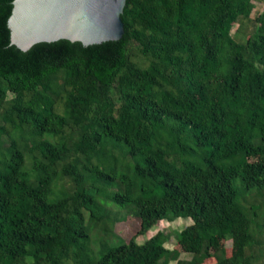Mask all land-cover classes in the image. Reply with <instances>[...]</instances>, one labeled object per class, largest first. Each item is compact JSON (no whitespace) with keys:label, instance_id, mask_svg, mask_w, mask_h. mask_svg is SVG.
Here are the masks:
<instances>
[{"label":"trees","instance_id":"obj_1","mask_svg":"<svg viewBox=\"0 0 264 264\" xmlns=\"http://www.w3.org/2000/svg\"><path fill=\"white\" fill-rule=\"evenodd\" d=\"M12 1L0 0V264L176 260L162 230L114 234L122 210L142 231L191 211V231L175 232L184 250L254 264L264 199L241 200L264 196V7L250 19L263 0H126L120 38L27 50L10 43Z\"/></svg>","mask_w":264,"mask_h":264},{"label":"water","instance_id":"obj_2","mask_svg":"<svg viewBox=\"0 0 264 264\" xmlns=\"http://www.w3.org/2000/svg\"><path fill=\"white\" fill-rule=\"evenodd\" d=\"M126 0H13L10 43L22 50L41 41L69 39L83 45L116 40L124 32Z\"/></svg>","mask_w":264,"mask_h":264},{"label":"rangeland","instance_id":"obj_3","mask_svg":"<svg viewBox=\"0 0 264 264\" xmlns=\"http://www.w3.org/2000/svg\"><path fill=\"white\" fill-rule=\"evenodd\" d=\"M254 3L255 7L252 10L250 19H253L256 14L264 7V0L255 1ZM250 19L242 20L239 25L238 23L233 24L231 33L236 39L244 40L252 32L253 22L250 21ZM136 57V60L140 59L138 56ZM140 63L144 64V61H140ZM260 193L262 192H246L242 196V204L245 206H249V204L251 203L263 202L264 196ZM257 212L259 213V216L258 226L255 227V234L258 239V244L252 249V256L254 258V264H264V204H261L257 208ZM118 216L119 217L113 218V220L109 221L108 225L109 229H113L114 234L118 235L123 240L135 236L137 241L142 242L155 234L157 231H164V233H166L168 237L165 245L168 248L176 249L178 251L176 260H171L169 264H176L178 260H190L193 262V264H217L215 258L212 255H194L187 252L183 249V246L176 238V231L181 229L191 231L192 226L198 220V216L191 211L187 212V214H185L184 216H178L172 219L150 220L149 225H146L143 231L140 228V219L136 217L132 212L122 210V212ZM97 228L98 227H96L95 229ZM219 244V246L221 247L217 245L219 247L216 248L217 251H219L220 248H223L227 255H230L233 252L231 239L222 240Z\"/></svg>","mask_w":264,"mask_h":264}]
</instances>
